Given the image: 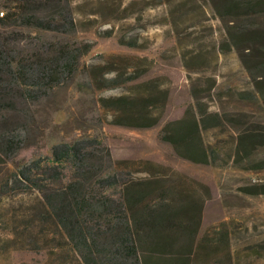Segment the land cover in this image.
Returning a JSON list of instances; mask_svg holds the SVG:
<instances>
[{"label": "trees", "instance_id": "obj_1", "mask_svg": "<svg viewBox=\"0 0 264 264\" xmlns=\"http://www.w3.org/2000/svg\"><path fill=\"white\" fill-rule=\"evenodd\" d=\"M204 1L223 25L220 51L233 50L249 78L247 88H225L224 94L256 105L264 115V0ZM156 2L167 7L164 14L171 19L196 9L191 0ZM1 8L5 11L0 25L10 24L16 16L18 24L38 30L73 28L71 19L57 18V11L41 18L15 13L12 6ZM117 43L142 48L135 35L119 34ZM89 49L90 43H81L43 56L11 55L10 67L0 72V164L11 165L0 182V255L27 248L43 257L42 264H222V258L214 256L225 248L223 258L229 262L226 228L198 235L205 197L197 188L206 194L207 187L167 165L146 158L114 160L101 141L88 136L55 142L45 155L15 158L24 142L19 132L31 116L22 101H38L62 76L72 78L79 57ZM129 59L111 55L82 62L80 86L99 92L136 88L98 94L94 100L98 116L117 126L153 127L163 119L167 88L158 84L157 76L145 78L151 60L135 56L137 62L130 63ZM211 92L192 85L191 102L178 118L163 122L158 141L192 163L230 162L245 170L264 169V156L245 160L264 146V121L241 107L210 109ZM214 95L224 99L219 92ZM220 126L228 139L205 137L209 128ZM240 190L264 194V183ZM252 244L258 246L259 241Z\"/></svg>", "mask_w": 264, "mask_h": 264}, {"label": "rangeland", "instance_id": "obj_2", "mask_svg": "<svg viewBox=\"0 0 264 264\" xmlns=\"http://www.w3.org/2000/svg\"><path fill=\"white\" fill-rule=\"evenodd\" d=\"M157 0H0L1 6H12L15 13H30L37 17L57 15L69 21L73 28L60 32L38 30L12 22L0 25V72L9 68L11 55L43 56L59 47L74 48L90 43V49L79 57V68L72 78H62L38 101H22L31 112L27 127L20 130L23 146L15 158L26 160L45 155L51 144L71 138L88 136L106 146L112 159L146 158L167 165L207 187L199 189L205 197L201 210L198 235L224 227L229 231L231 260L223 258L225 248L215 258L222 264H260L264 249L254 252L249 247H264V194L247 195L240 188L264 183V169L250 171L227 163L221 166L196 164L176 156L171 147L158 141L157 132L166 120L178 118L191 102L190 87L210 88L207 100L210 109L219 111L243 108L260 121V108L236 101L224 94L225 88L245 89L249 83L233 50L221 52L222 22L214 15L206 1L191 0L195 10L171 19L164 14L167 7ZM172 8V7H171ZM125 14H127L125 16ZM17 15V14H16ZM129 15V17H128ZM61 21V22H63ZM135 35L142 48L131 49L117 43V36ZM111 55L151 60L145 78L159 77L158 84L167 88L162 121L149 128H128L100 120L94 100L98 94H117L136 88L119 86L113 89L90 91L82 88V62L102 61ZM100 56V57H99ZM214 92L224 99L218 100ZM102 121V122H101ZM205 137L215 140L227 137L223 127L209 128ZM264 156V146L245 160ZM11 165L0 164V182ZM2 232L0 230V236ZM253 241H259L254 246ZM43 257L27 248L12 249L0 255V264H42Z\"/></svg>", "mask_w": 264, "mask_h": 264}, {"label": "built area", "instance_id": "obj_3", "mask_svg": "<svg viewBox=\"0 0 264 264\" xmlns=\"http://www.w3.org/2000/svg\"><path fill=\"white\" fill-rule=\"evenodd\" d=\"M3 16V11L2 10H0V17H2Z\"/></svg>", "mask_w": 264, "mask_h": 264}]
</instances>
